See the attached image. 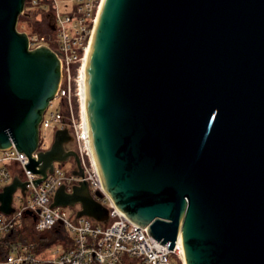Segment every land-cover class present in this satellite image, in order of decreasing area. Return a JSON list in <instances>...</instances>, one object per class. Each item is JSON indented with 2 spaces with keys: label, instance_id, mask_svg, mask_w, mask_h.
I'll return each mask as SVG.
<instances>
[{
  "label": "water",
  "instance_id": "1",
  "mask_svg": "<svg viewBox=\"0 0 264 264\" xmlns=\"http://www.w3.org/2000/svg\"><path fill=\"white\" fill-rule=\"evenodd\" d=\"M25 0H0V149L39 176L79 153L67 126L36 151L61 70L16 27ZM84 117L104 190L184 264H264V0H101L85 62ZM17 175L0 191L11 213ZM99 194V193H98ZM106 223L81 179L49 207Z\"/></svg>",
  "mask_w": 264,
  "mask_h": 264
},
{
  "label": "built area",
  "instance_id": "2",
  "mask_svg": "<svg viewBox=\"0 0 264 264\" xmlns=\"http://www.w3.org/2000/svg\"><path fill=\"white\" fill-rule=\"evenodd\" d=\"M59 3H63V9H60ZM27 4L45 13L47 26L57 32L53 46L49 44L51 38L46 33H28L29 47L48 45L57 53L61 70L55 96L59 98L61 108L49 110L55 98L50 101L39 124L38 146L33 154L48 149L54 131L67 126L73 136L68 147L79 153L84 175H67L54 162L53 172L47 173L34 185L32 179L39 175L25 167L24 163L28 161L26 154L18 152L14 144L0 149V191L4 185L11 183L14 175L22 181L29 180L25 194L20 188L16 189L20 191L19 198L23 199L21 206L14 205L13 193L14 210L8 214L0 210V264H171L169 256L171 253L178 255L180 237L173 249H169L167 243H160L147 233L146 227L133 223L115 206L102 186L89 145L79 81L101 0H27ZM74 93L79 100L78 115L73 108ZM63 110L68 113L64 115ZM13 165L21 168L23 178L17 169L11 170ZM81 179L88 181L91 194L108 208L106 223L88 216L76 218L75 214L67 218L63 207H49L61 183L70 191L72 185ZM58 222L63 225L70 240L69 244H62V248L43 245L37 249L35 241L21 240L16 236L22 229L42 234ZM13 236L15 239L12 240Z\"/></svg>",
  "mask_w": 264,
  "mask_h": 264
},
{
  "label": "rangeland",
  "instance_id": "3",
  "mask_svg": "<svg viewBox=\"0 0 264 264\" xmlns=\"http://www.w3.org/2000/svg\"><path fill=\"white\" fill-rule=\"evenodd\" d=\"M59 7L60 9H63V3H59ZM26 8L27 9H30V10H36L37 7H31L29 6L28 4L26 5ZM50 9V8H49ZM45 14V13H44ZM21 15V14H20ZM16 27L19 31H24L26 32L27 34L28 33H32L31 31H29V24L26 22V21H22V20H17V24H16ZM50 38H51V41L49 42L50 45L53 46L54 42L57 40V32L55 30H51L49 28V31L48 32H45ZM56 108L60 109L61 108V103H60V100L59 98H55L53 100V103H52V106L49 107V110H55ZM52 138V136H50V139ZM57 166L60 167L61 171L65 174H70L71 170L73 169L74 167V161L72 158L66 160V161H63V162H56ZM17 169L19 171V174L20 176L23 178L24 177V173L23 171L21 170V168L19 166H16V165H13L11 170H15ZM14 172V171H12ZM20 196V191L19 190H16L14 192V200H13V203L16 207H20L21 206V203L23 201V199L19 198ZM64 208V211H65V216L67 218H71L75 212H76V209L78 208V205L77 206H66V207H63ZM101 223V222H100ZM37 233L35 232H29L27 229H22L19 234H16L17 238L19 235H22V236H28V240H32V241H35L37 239ZM66 244H69L67 242H65V240H60V239H57L55 241V243L53 244L55 248H62V244L65 245ZM169 259H170V262L171 264H184L183 260L180 258V255H177V254H173L171 253L170 256H169ZM126 264H129V263H126Z\"/></svg>",
  "mask_w": 264,
  "mask_h": 264
},
{
  "label": "trees",
  "instance_id": "4",
  "mask_svg": "<svg viewBox=\"0 0 264 264\" xmlns=\"http://www.w3.org/2000/svg\"><path fill=\"white\" fill-rule=\"evenodd\" d=\"M27 0L25 2V9L24 12L19 15L18 20H24L29 24V31H39L42 33L48 32L49 27L47 26V15L42 13L39 10H30L26 8ZM75 86V84H74ZM75 90V89H74ZM72 102H73V108L75 113L79 114V100L77 98V95L74 93L72 96ZM68 112L66 110H63V114L66 115ZM37 239L35 240L37 244V249L40 246L43 245H49L54 246L53 244L57 239L65 240V242L70 243L69 237L63 227V225L58 222L56 223L51 229H49L47 232L42 234H36ZM28 236H22L19 235L18 239L21 240H27ZM15 239V236L12 237V240Z\"/></svg>",
  "mask_w": 264,
  "mask_h": 264
},
{
  "label": "bare ground",
  "instance_id": "5",
  "mask_svg": "<svg viewBox=\"0 0 264 264\" xmlns=\"http://www.w3.org/2000/svg\"><path fill=\"white\" fill-rule=\"evenodd\" d=\"M86 59V58H85ZM84 80H85V65L82 68L81 71V77H80V81H79V94H80V98H81V108L84 114V102H83V94H84ZM84 121H85V117H84ZM86 124V123H85ZM178 255H180V258L183 260L184 262V255H183V250L181 248V244H180V238H179V249H178Z\"/></svg>",
  "mask_w": 264,
  "mask_h": 264
}]
</instances>
